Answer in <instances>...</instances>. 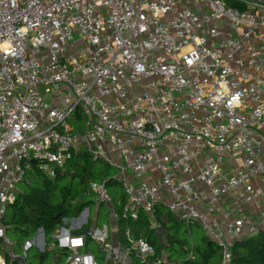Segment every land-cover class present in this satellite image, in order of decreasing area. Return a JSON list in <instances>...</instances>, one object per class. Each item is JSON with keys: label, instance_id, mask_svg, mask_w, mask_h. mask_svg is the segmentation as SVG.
<instances>
[{"label": "built area", "instance_id": "2783aa9c", "mask_svg": "<svg viewBox=\"0 0 264 264\" xmlns=\"http://www.w3.org/2000/svg\"><path fill=\"white\" fill-rule=\"evenodd\" d=\"M80 148L118 168L119 195L104 181L86 193L119 239L82 233L85 207L55 229L56 264H99L89 238L103 264H163L132 226L140 213L159 226L158 205L198 222L229 264L234 241L264 235V5L0 0V264L18 256L5 219L21 182L63 174Z\"/></svg>", "mask_w": 264, "mask_h": 264}, {"label": "trees", "instance_id": "16d2710c", "mask_svg": "<svg viewBox=\"0 0 264 264\" xmlns=\"http://www.w3.org/2000/svg\"><path fill=\"white\" fill-rule=\"evenodd\" d=\"M224 1L228 6L244 11L247 9V1L252 0ZM76 112L81 113V110L76 109ZM78 117L72 124L73 130L83 127V115ZM117 173V166L102 158H93L88 152L78 151L72 152L66 171L59 173L54 179L44 178L39 173L29 174L21 182L19 194L5 219V234L11 242V252L20 256L25 254L26 264H56L62 261L65 252L58 246L41 252L32 246L24 249V245L39 229L44 231L46 246L56 244L52 232L61 221L78 215L85 207L94 204L92 194L86 193L91 182L104 181L108 188H116L119 195V183L114 179ZM75 185H78L79 195L83 199L78 194L73 196ZM101 207L98 206V212ZM154 220L167 231L163 236L162 246L159 245L153 229L149 227L147 217L141 213L132 223L133 231L154 247L156 256H161L164 252L166 262L163 264H220L221 248L217 244L209 240L204 232L196 240L191 237V228L201 227L198 222L185 224L176 220L160 205L155 208ZM88 226L89 221L82 227ZM86 249L96 259H101L98 247L90 238L87 240ZM230 253L229 264H264V235L258 234L234 241L230 246ZM3 254L7 264H16L5 251Z\"/></svg>", "mask_w": 264, "mask_h": 264}, {"label": "rangeland", "instance_id": "374dc122", "mask_svg": "<svg viewBox=\"0 0 264 264\" xmlns=\"http://www.w3.org/2000/svg\"><path fill=\"white\" fill-rule=\"evenodd\" d=\"M252 1H254V0H252ZM252 1H247V4L252 5V3H251ZM260 1H262V0H260ZM80 115L81 116L83 115L82 112L78 113L77 117L80 116ZM80 149H82V150H79V149L78 150L79 151H84L85 150L84 148H80ZM78 150H76L75 152H78ZM63 182H65V181H62V183ZM19 187H20V185H19ZM76 194H78V196L81 197V195H79L80 192H79L78 185H75L74 188H73V196L76 197L77 196ZM78 200L79 199H77V201ZM82 211L78 215H76L74 217H68L67 218V221H68L67 223L64 220H62L61 223L55 229H58L59 227H63L66 230H70V228H74L77 224H79L82 221V218H83L82 214H81ZM96 213H98V219L95 220ZM87 217H88V221H89V227L101 228L103 225H106L107 227H109V219H108V217L106 215V210H105L104 207H101L100 211L98 212V206L97 205L93 204V205L87 206ZM55 229L53 230L52 234L54 233ZM202 232H203V230L201 229V227L200 228L199 227H192L191 228V233H192L191 237L194 240H196L200 235H202ZM32 239L33 240L30 243V245L32 247H34L37 250H44V242H45L44 231H39V232L37 231L35 236ZM45 248L47 249V247H45ZM97 261H98L99 264H103L102 257H101L100 260L97 259Z\"/></svg>", "mask_w": 264, "mask_h": 264}, {"label": "crops", "instance_id": "0c3cea01", "mask_svg": "<svg viewBox=\"0 0 264 264\" xmlns=\"http://www.w3.org/2000/svg\"><path fill=\"white\" fill-rule=\"evenodd\" d=\"M252 3V5H254V4H258V5H264V0H262V1H260V0H254L253 2H251ZM248 5V4H247ZM43 106H44V104H43ZM108 217V216H107ZM96 219H98V213H96V215H95V220ZM109 219V218H108ZM106 227L107 228V231H108V234H109V242L110 243H115L118 239H119V235H118V232H117V226H116V224L111 220V219H109V227H107L106 225H103L101 228H103V227ZM86 228H89V229H94V228H92V227H86ZM101 228H99V229H101ZM54 233H55V231H54ZM54 233L52 234V235H54ZM77 233H79V231L77 232ZM31 240H33V239H31ZM46 244H45V242H44V250L46 249L45 247H47V249H52V248H54L53 246V244H50V245H48V246H45ZM44 250H42V251H44ZM39 251H41V250H39ZM41 251V252H42ZM18 256H20V255H18ZM55 257H57V254H55ZM24 259H25V257H24ZM16 263V262H15ZM25 264H26V262H25Z\"/></svg>", "mask_w": 264, "mask_h": 264}, {"label": "water", "instance_id": "95a60500", "mask_svg": "<svg viewBox=\"0 0 264 264\" xmlns=\"http://www.w3.org/2000/svg\"><path fill=\"white\" fill-rule=\"evenodd\" d=\"M39 231H41V229H39ZM153 232H154L155 237L158 240L159 245L162 246L163 236L166 235L167 231L161 225H159V226L153 228ZM82 233L86 234V236L89 237L91 234V230L88 228H84L82 230ZM26 245H28V244H26ZM15 262H16V264H25V259L23 257L17 256L15 258Z\"/></svg>", "mask_w": 264, "mask_h": 264}]
</instances>
